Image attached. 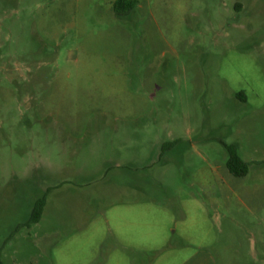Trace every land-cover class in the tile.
<instances>
[{"label":"rangeland","instance_id":"rangeland-1","mask_svg":"<svg viewBox=\"0 0 264 264\" xmlns=\"http://www.w3.org/2000/svg\"><path fill=\"white\" fill-rule=\"evenodd\" d=\"M116 1L0 0L2 264H264V0Z\"/></svg>","mask_w":264,"mask_h":264},{"label":"trees","instance_id":"trees-1","mask_svg":"<svg viewBox=\"0 0 264 264\" xmlns=\"http://www.w3.org/2000/svg\"><path fill=\"white\" fill-rule=\"evenodd\" d=\"M137 7L136 0H117L114 8L117 14H129L132 13ZM225 148L228 152V159H227V169L230 174L234 175L235 177H245L249 173L250 163L245 162L239 155L238 149L234 145H225ZM47 204V197L43 196L42 198L38 199L34 205V208L31 213V218L26 224L28 228H31L33 225L38 224L43 216L44 209ZM0 251V264H2L1 253Z\"/></svg>","mask_w":264,"mask_h":264},{"label":"crops","instance_id":"crops-1","mask_svg":"<svg viewBox=\"0 0 264 264\" xmlns=\"http://www.w3.org/2000/svg\"><path fill=\"white\" fill-rule=\"evenodd\" d=\"M179 264H218L215 254L208 248H199Z\"/></svg>","mask_w":264,"mask_h":264}]
</instances>
